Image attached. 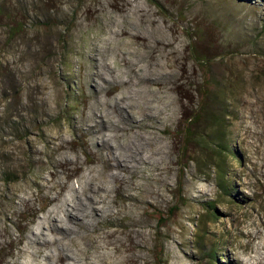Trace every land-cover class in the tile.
Returning a JSON list of instances; mask_svg holds the SVG:
<instances>
[{
    "label": "rangeland",
    "instance_id": "rangeland-1",
    "mask_svg": "<svg viewBox=\"0 0 264 264\" xmlns=\"http://www.w3.org/2000/svg\"><path fill=\"white\" fill-rule=\"evenodd\" d=\"M0 264H264V0H0Z\"/></svg>",
    "mask_w": 264,
    "mask_h": 264
},
{
    "label": "trees",
    "instance_id": "trees-1",
    "mask_svg": "<svg viewBox=\"0 0 264 264\" xmlns=\"http://www.w3.org/2000/svg\"><path fill=\"white\" fill-rule=\"evenodd\" d=\"M199 66L202 69L203 75H204V81L203 84L201 86V90L199 92V98H198V102H197V107H196V111L193 112V114L189 115L188 117H186L183 121H182V131L180 133V135H182V139L183 140H189L192 138V134H191V129L193 127H195L198 123H200L202 116L206 117L209 114V104H208V99H210V94L212 92V83L209 79V77L207 76V71L204 69V65H205V61L204 60H199L198 61ZM218 116H216L215 118H212L211 124L213 125V128L217 131L215 132V137H217L219 139L218 142L214 143V146L218 149H222L225 150L227 149L224 146V140L222 139V131H221V127H222V123H221V117L225 116L223 115L224 109L223 107H219L218 108ZM224 118V117H223ZM222 118V119H223ZM216 139V138H215ZM185 169L184 164L182 163V172ZM216 177H217V185L218 187L226 194V195H231V193L233 192L232 189V185L229 184V182L226 180V172L222 169H220L219 166H216ZM181 187V184H180ZM209 210H213V206L212 205H208L207 206ZM177 208L173 207L170 210H168V213L165 215L160 211L157 210H153L152 214L154 216V218L157 220V223L160 226H162L165 221L173 215V212L176 211ZM158 261H161V256H162V248L159 247L158 248ZM215 256L211 257V260L214 259Z\"/></svg>",
    "mask_w": 264,
    "mask_h": 264
},
{
    "label": "bare ground",
    "instance_id": "bare-ground-1",
    "mask_svg": "<svg viewBox=\"0 0 264 264\" xmlns=\"http://www.w3.org/2000/svg\"><path fill=\"white\" fill-rule=\"evenodd\" d=\"M104 126V125H103ZM97 182V181H96ZM99 193V192H98ZM97 195V194H96ZM137 198V197H136ZM132 201V200H131ZM57 221V220H56ZM77 223H80V219H79V217L76 215V214H73V213H70V215H69V217H68V222H66V224L68 225V224H70L71 226L73 225V224H77ZM64 224V223H63ZM65 224V225H66ZM52 228V227H51ZM69 228V227H68ZM54 231V230H53ZM66 233V232H65ZM65 237H68V235L67 236H65ZM70 239V238H69Z\"/></svg>",
    "mask_w": 264,
    "mask_h": 264
}]
</instances>
